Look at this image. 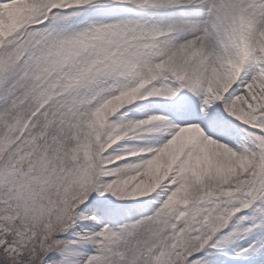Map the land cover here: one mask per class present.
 I'll list each match as a JSON object with an SVG mask.
<instances>
[{"label": "snow or ice", "instance_id": "6c2138e0", "mask_svg": "<svg viewBox=\"0 0 264 264\" xmlns=\"http://www.w3.org/2000/svg\"><path fill=\"white\" fill-rule=\"evenodd\" d=\"M0 264H264V0H0Z\"/></svg>", "mask_w": 264, "mask_h": 264}]
</instances>
